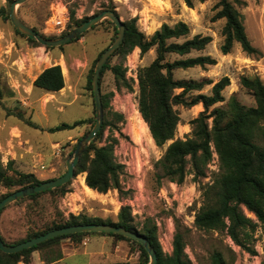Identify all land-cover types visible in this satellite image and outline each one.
<instances>
[{"label":"rangeland","instance_id":"obj_1","mask_svg":"<svg viewBox=\"0 0 264 264\" xmlns=\"http://www.w3.org/2000/svg\"><path fill=\"white\" fill-rule=\"evenodd\" d=\"M193 1L194 6L189 7L185 0H27L17 6V12L27 25L50 38L62 36V33H51L46 29L47 21L56 11L68 12L70 20L66 26L67 32L77 27L76 22L111 7L125 22L136 19L137 26L147 36H152L164 23L174 25L184 21L190 26V38L196 34L211 35L213 41L205 50L193 51L185 56L171 54L169 60L210 54L217 58L218 63L205 68L197 66L177 69L175 77L186 81L208 78L215 83L228 76L231 84L224 90L226 100L216 106L227 108L232 96H236L246 107L255 106V98L242 86L241 77L259 75L264 81V0H241L244 3H236L244 15L247 34L253 45L262 52L261 56L247 54L240 43H235L229 54H223L221 46L224 43L223 28L226 20L215 17L218 11L217 0ZM11 4L9 0H0V7L8 10ZM102 21L87 30L80 39L65 44L63 48H48L40 42L30 41L21 31L17 32L11 18L0 14V162L4 165L13 160L14 170L34 173L42 180L56 178L66 172L67 160L80 139L95 123L93 126L86 123L75 129L57 131L56 134L49 133L47 129L62 122L73 123L94 115L96 122V109L88 88V78L99 54L118 36L111 19ZM156 55L155 48L142 55L141 49L136 47L125 57L122 54L109 57L111 65L121 64L126 69V78L131 87L119 85L111 69L102 75L101 91L109 100L108 107L104 108V123L108 119L112 124L106 126L104 137L98 143L105 145L111 142L116 160L124 165L120 189L89 194L84 186L87 173L82 172L71 179L64 194L57 190L34 199L13 202L0 214V233L6 241H21L28 234L42 230L71 214H87L117 221L121 208L132 198L135 220L140 223L152 218L158 228L157 235L164 253L173 252L175 234L180 231L184 235L185 251L190 264H211L214 250L221 251L228 264H264V226L259 225L248 240L251 248L256 250L253 253L238 245L227 230H205L195 224L197 210L202 205L204 187L213 183L220 170L219 156L215 155L214 146L206 177L195 179L194 174L189 172L182 183L159 177L157 162L163 157L170 142L163 147L156 144L140 112V82L137 84L130 77V67L139 72L142 67L152 63ZM56 64L62 66L65 76V87L60 91L45 90L39 95L33 92L24 95L23 92L21 95L14 90L17 80L31 82L38 73ZM212 86L207 85L200 92L211 94ZM176 108L181 116L176 138L185 139L192 134L191 121L205 107L200 103L192 107L178 105ZM114 113L121 114L123 118H117ZM27 120L42 129L31 126ZM209 121L211 123L212 119ZM143 122L147 128L143 127ZM17 188L0 186V198ZM248 215L255 218L250 212ZM88 236L91 238L96 235ZM97 236L102 238L96 244V251H103L100 255L94 254L91 258L85 253L89 250L92 252L95 246L92 239L87 238L86 245L82 243L84 237L83 240L73 239L78 252L61 264H88L90 261L99 264L140 263L142 253L136 243L110 236ZM98 256L101 258L98 259Z\"/></svg>","mask_w":264,"mask_h":264},{"label":"trees","instance_id":"obj_2","mask_svg":"<svg viewBox=\"0 0 264 264\" xmlns=\"http://www.w3.org/2000/svg\"><path fill=\"white\" fill-rule=\"evenodd\" d=\"M9 1L13 2V0ZM200 1L205 2L206 0ZM185 2L189 7L194 6L193 0H185ZM236 3L244 2L241 0H217L216 3V9H218L215 15L216 19L224 18L226 20L223 28L224 43L221 46V51L223 54H229L235 43H240L243 51L247 54L261 56L262 52L253 45L247 34L244 15ZM107 9L115 10L113 7ZM0 14L5 18H10V10L3 6L0 7ZM72 15L74 17V12ZM88 19L85 18L76 22V26ZM111 22L115 25L118 33V27L112 20ZM125 23L127 31L124 42L112 56L122 54L125 57L136 47L141 49L142 55L153 48L156 49V58L149 65L142 67L138 74L140 112L148 123L156 144L163 147L170 142L163 157L157 162L159 177L178 183L184 182L189 172L194 174L195 179L206 177L209 164L213 158L214 146L215 152L219 156L220 170L213 183L204 187L202 205L197 210L195 224L200 229L205 230H227L238 245L255 253L256 250L251 248L248 240L259 225L264 226V81L259 75H243L241 77L242 86L248 89L255 98V106L246 107L238 101L236 96L229 99L227 108L216 106L226 100L224 90L231 84L230 77L224 76L215 83L208 78H203L200 81H186L175 77L177 69L214 66L218 63L216 57L208 54L169 60L171 54L185 56L193 51L205 50L213 41L211 35L196 34L190 38V26L184 21H179L174 25L164 23L152 36H147L139 29L136 19ZM17 32L21 33L18 29ZM67 33L65 30L62 35ZM84 33L71 42L80 39ZM28 39L38 43L33 38L28 37ZM180 39L183 41H178ZM58 47L63 48L64 45ZM102 53L95 60L88 78V88L91 91L95 109L92 77L95 65ZM107 69L112 70L119 85L131 87L126 78V69L121 64L111 65L108 59L102 70V75ZM210 84H213L211 94L200 92ZM34 85L49 92H57L63 89L65 76L62 66L56 64L45 68L34 81ZM179 89L180 92H178ZM1 94L2 78L0 75ZM200 103L204 105L205 110L191 121L192 134L185 139L176 138L178 124L181 121L176 106L192 107ZM103 104L104 108H107L109 104L105 95H103ZM212 107L213 109L209 113ZM114 115L119 119L123 118L119 113H114ZM210 119H212L211 123ZM27 123L35 128H41L31 120H27ZM86 123H91L93 126L95 115L87 119L76 120L73 123L62 122L59 125L49 127L47 131L55 133L71 130ZM109 124L112 122L108 119L105 120L102 129L83 152L81 160L76 166L75 175L86 172L87 185L100 193H107L110 189H120V176L124 168V165L116 160L114 145L111 142L105 145L98 143L104 137V130ZM91 129L92 127L89 130ZM13 163V160H10L7 165L0 162V186L8 189L18 187L16 189L18 190L46 181L38 178L34 173L14 170ZM70 181L56 188L31 194L15 202L34 199L44 193L57 190H61L64 194ZM8 194L3 195L0 201ZM248 212L254 214L255 218L249 216ZM80 223H109L132 230H141L140 232L151 240L158 252L157 264H190L185 251L184 235L180 231L175 234L173 252L166 254L159 242L158 228L152 218H147L140 223L137 222L132 214V208L128 205L121 208L117 221L104 220L87 214H71L63 220L52 222L42 230L28 234L25 239L16 243H9L0 234L6 243L18 244L50 230ZM92 234L136 243L142 253L139 264H149L150 255L138 241L117 233L94 231L56 236L16 253H7L0 249V264H30L33 252L36 250L42 252L45 249L46 252H43L42 256L47 263H51L62 257V239L71 237L75 240H82L83 237ZM55 246L58 248H53ZM210 259L211 264H228L223 253L219 250H214Z\"/></svg>","mask_w":264,"mask_h":264},{"label":"water","instance_id":"obj_3","mask_svg":"<svg viewBox=\"0 0 264 264\" xmlns=\"http://www.w3.org/2000/svg\"><path fill=\"white\" fill-rule=\"evenodd\" d=\"M27 0H13L10 9V18L14 26L21 31L26 36L33 38L40 42L41 44L49 47H58L61 45H65L73 41L74 39L78 38L81 34L86 32L87 30L91 29L94 25L98 24L102 20L109 18L111 19L116 26L118 27V36L115 41L106 48L101 57L99 58L95 70L92 77V87L94 92L95 98V105H96V122L93 128L86 133L78 142L76 148L74 149L73 154L67 160V170L66 172L56 178H52L46 181H43L37 185H31L24 188H20L8 194L0 201V213L5 207L10 205L11 203L27 197L31 194L42 192L51 188H56L60 185L66 184L70 181L76 174V166L79 164L81 160V156L83 152L88 148L91 141L97 136L100 132L102 125L104 123V104H103V94L101 91V75L102 70L108 61L109 57L116 51V49L124 42L127 25L124 20L121 19L120 15L112 9H104L98 14L93 15L85 22L81 23L67 34L62 35L58 38H50L42 33L38 32L34 28L27 25L18 15L17 6L23 4ZM112 232L124 235L129 237L133 240L138 241L141 243L150 255V262L149 264H157L159 257L156 248L153 246L151 240L145 236L144 233L138 230H132L126 228L124 226H119L115 224L109 223H80L70 226H64L60 228H56L53 230L48 231L47 233L41 234L39 236L30 238L28 240L22 241L18 244H8L6 243L1 234H0V249L7 253H16L22 251L26 248H30L34 245H37L41 242H44L48 239H51L56 236L77 233V232Z\"/></svg>","mask_w":264,"mask_h":264},{"label":"crops","instance_id":"obj_4","mask_svg":"<svg viewBox=\"0 0 264 264\" xmlns=\"http://www.w3.org/2000/svg\"><path fill=\"white\" fill-rule=\"evenodd\" d=\"M42 72V71H41ZM40 73H38L34 78H33V80L31 81V82H28V80L26 81L25 79H23V80H25V81H23L22 79H19V80H17V85H15L14 86V90L18 93V94H21L22 95V93L25 95V93H34V95L35 94H37V95H39L40 93H42V91H45L44 89H42V88H39V87H36L35 85H34V81L36 80V78L38 77V75H39ZM65 131H67V130H65ZM59 132V131H58ZM58 132H55V134L56 133H58ZM50 133V132H49ZM58 135V134H57ZM94 190V189H93ZM96 191V190H95ZM97 192V191H96ZM88 236V235H87ZM86 237V236H85ZM84 237V238H85ZM83 238V239H84ZM88 239L90 238V236H88L87 237ZM87 238H85L84 240H83V244H87L88 243V239ZM92 239V241L91 242H94L95 243V246L93 247V249H92V252H91V250H89L88 252H85V253H87L89 256H91V258H93L94 256V254L96 255H100V253H102L103 251H99V252H97L96 251V247H97V243H99L100 241H101V236L99 237V236H93V237H91L90 238V240ZM63 241V243H62V247H61V249H62V257L60 258V259H58L57 261H54V262H51V263H47L46 261H45V259L43 258V256H42V252L40 251V250H36V251H34L33 252V254H32V259H31V263L30 264H61L65 259H67L68 257H72V256H74L75 254H77V252H78V249H76V247H75V242L73 241V238H71V237H67V238H64V239H62L61 240V242ZM86 242V243H85ZM101 257L100 256H98V259H100ZM93 260V259H92ZM88 264H99V263H97V262H94V261H90Z\"/></svg>","mask_w":264,"mask_h":264},{"label":"built area","instance_id":"obj_5","mask_svg":"<svg viewBox=\"0 0 264 264\" xmlns=\"http://www.w3.org/2000/svg\"><path fill=\"white\" fill-rule=\"evenodd\" d=\"M53 19L52 20V18ZM51 16V18L47 21V31H50L51 33H63L66 30V26L68 24V21L70 20L69 14L67 11L58 13L56 11V13ZM134 70L133 67H130V77H132L135 82L137 84H139V72L135 69L133 73H131ZM215 155L217 156V153H215ZM132 198L128 199L126 201V205L130 206L131 208H133L134 204L132 203ZM86 243V242H85Z\"/></svg>","mask_w":264,"mask_h":264},{"label":"bare ground","instance_id":"obj_6","mask_svg":"<svg viewBox=\"0 0 264 264\" xmlns=\"http://www.w3.org/2000/svg\"><path fill=\"white\" fill-rule=\"evenodd\" d=\"M143 127H144V128H147V126H146V124H145L144 122H143ZM84 186H85V188L87 189V193L92 194V195L96 194V191L93 190L92 188H90V187L87 185L86 181H84Z\"/></svg>","mask_w":264,"mask_h":264}]
</instances>
